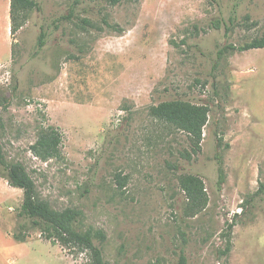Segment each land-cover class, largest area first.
Wrapping results in <instances>:
<instances>
[{"label":"rangeland","instance_id":"374dc122","mask_svg":"<svg viewBox=\"0 0 264 264\" xmlns=\"http://www.w3.org/2000/svg\"><path fill=\"white\" fill-rule=\"evenodd\" d=\"M33 1L13 35L11 0H0L8 162L24 165L53 209H79L77 230L105 235L96 244L109 264H264V49L220 55L264 35V0ZM233 16L231 32L213 28ZM174 100L209 108L197 154L188 134L152 116ZM41 124L63 132L62 157L31 151ZM184 175L205 182L201 212ZM23 200L0 177V264H91L36 231L17 242Z\"/></svg>","mask_w":264,"mask_h":264},{"label":"trees","instance_id":"16d2710c","mask_svg":"<svg viewBox=\"0 0 264 264\" xmlns=\"http://www.w3.org/2000/svg\"><path fill=\"white\" fill-rule=\"evenodd\" d=\"M110 4H119L122 0H108ZM213 2L217 0H212ZM38 4L33 0H11V21L12 34L15 35L20 28L18 20L21 11L38 9ZM236 23V17H230L229 21L216 19L213 21V28L220 30L223 27L226 32L232 31ZM45 33H41L40 48L45 45ZM264 49V35L254 38L251 42L241 46L229 45L220 51L225 53H244L251 50ZM12 98L8 93L0 94V113L8 111ZM152 116L160 121L166 122L176 129L185 132L192 142V151L197 154L201 151L204 128L209 119V108L206 105L193 104L188 101L174 100L167 101L153 107ZM2 117H0V125ZM3 125V124H2ZM64 134L60 128L51 124H41L37 142L32 145L33 154L43 161L58 159L63 155ZM219 148L222 147V140H218ZM219 172V186L222 187L227 179L224 158L216 156ZM0 177L7 180L8 184L23 191L24 200L20 216L24 223L19 225L17 233L13 237L17 242L24 243L30 237L32 231L39 232L41 237L53 245H60L72 255L85 254L91 264H109L105 261L100 246L96 240L104 241L105 235L102 232H80L77 225L81 222L82 212L79 209L67 208L63 211L53 209L50 204L41 199L37 186L27 169L21 163L11 164L6 159L2 144L0 142ZM180 186L185 193L191 209L201 212L206 208L209 197L203 178L196 175H184L180 180ZM264 194V184L261 185L257 196ZM235 224H229L227 230L228 244L225 253L232 250V233ZM181 264H185V258L181 257Z\"/></svg>","mask_w":264,"mask_h":264}]
</instances>
